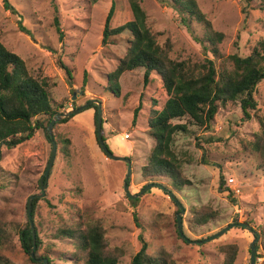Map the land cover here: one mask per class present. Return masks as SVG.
Here are the masks:
<instances>
[{"label":"rangeland","instance_id":"374dc122","mask_svg":"<svg viewBox=\"0 0 264 264\" xmlns=\"http://www.w3.org/2000/svg\"><path fill=\"white\" fill-rule=\"evenodd\" d=\"M138 1L148 16L149 28L161 45H171V55L178 61L200 64L210 59L220 70L232 69L230 56H249L264 38V0L254 1L247 13L244 0H197L213 27L225 35L218 59L195 40V36L204 37V28L193 24L194 32H189L171 7L159 0ZM9 2L14 11L7 10L0 0L2 44L25 61L33 77L50 85L52 104L60 113L99 102L104 137L111 151L132 161V175L127 180V164L106 157L97 143L94 109H85L69 117L67 123L60 124L62 119L53 126L55 140L69 139L71 144L57 146L48 182H43L45 194L39 197L34 222L43 241L40 254H48L53 260L50 264H71L75 247L54 236L63 226L81 222L104 227L109 250L120 248L124 252L119 264H131L141 249V235L149 245L150 256L168 253L176 264H224L220 248L230 244L238 246L235 264H251V244L256 236L241 224L257 232V244L263 241L264 168L244 146L260 131L264 81L257 87L258 111L251 120L243 119L239 102L229 103L221 108L212 131L189 124L187 133L175 136L173 150L192 186L178 192L167 180L160 185L172 189L185 209L181 214L178 202L159 186L147 188L150 185L141 175L155 145L147 128L150 107L155 101L156 109L162 110L168 100L160 79L152 75L145 85L144 70L139 69L124 73L118 83L109 80L118 59L125 55L127 36L118 45L104 46V26L113 2L116 10L111 28L133 20L129 0ZM57 23L64 33L62 39ZM59 59L72 70L71 84L66 83L58 67ZM140 103L142 110L133 124L134 111ZM125 134L130 135L129 140L123 139ZM51 153L52 140L46 129L36 131L32 139L17 148L2 147L0 224L7 241L1 255L13 264H35L20 241V232L28 222L30 198L25 188H33L34 196L42 194L41 180ZM214 163L216 166H212ZM128 181L131 194L140 195L133 199L135 202H130L125 192ZM205 207L217 211L218 216L204 226L194 225L192 212ZM134 212L138 214V224ZM178 216L182 217L185 236L199 243L185 242L180 236ZM222 231L225 232L215 237ZM259 251L256 264L264 263V254Z\"/></svg>","mask_w":264,"mask_h":264},{"label":"trees","instance_id":"16d2710c","mask_svg":"<svg viewBox=\"0 0 264 264\" xmlns=\"http://www.w3.org/2000/svg\"><path fill=\"white\" fill-rule=\"evenodd\" d=\"M91 1L97 3L101 0ZM159 1L174 9L176 14L181 17V23L189 32H194L193 24L204 28V37L199 39L195 36V40L218 59L219 46L224 41L225 35L213 27L212 22L200 9L197 0ZM244 1L247 7L246 9L244 6V13H247L251 4L256 0ZM3 2L7 10L14 11L9 0H3ZM129 3L133 13L132 21L111 28L116 10L115 2H113L106 18L102 39L104 46L118 45L123 36H127L125 55L118 59L117 67L109 75V80L118 83L124 73L139 69L144 70L145 85L150 83L152 75H156L160 79L168 95V100L162 110L156 109L155 101L150 107L147 128L155 145L148 156L147 163L142 167L141 175L147 185L166 188L160 184L163 180H167L176 191L181 192L192 186V181L185 176L181 160L173 150L175 136L179 133H187L189 124L204 129L206 132L212 131L221 108L229 103L239 102L243 119H252L258 111L256 90L264 81V38L257 43V47L252 50L249 56H230L232 69L220 70L217 68L215 60L210 59H205V62L200 64L178 61L171 55V45H161L157 36L149 28L148 16L140 2L129 0ZM261 7L264 9V6ZM56 27L62 39L64 33L58 23ZM58 67L63 70L66 83L71 84L74 81L72 70L60 59ZM86 81V75H84V83ZM114 95L117 96L119 93ZM98 103L97 105L90 104L86 109L95 110L94 124L97 142ZM141 110L142 103L134 111L133 124H136ZM58 113L60 110L52 104L50 85L46 81L33 77L25 61L19 55L8 50L0 41V163L2 147L14 149L29 141L36 131L47 130L48 125ZM69 119H63L60 124L67 123ZM184 119H188L186 123H175V121L182 122ZM259 123L260 131L255 134L252 141L244 146V150L255 157L261 164V168H264V116L259 118ZM103 138L111 151L104 132ZM56 142L57 146L71 144L69 139L63 138ZM212 166H216V164L214 163ZM223 181L224 178L221 177L220 188L223 186ZM127 183L129 184L130 181ZM25 189L28 199L34 196L33 188ZM40 200L38 197L32 203L33 223ZM129 201L135 202L131 199ZM192 214V222L196 226H204L218 216L217 211L207 207L195 209ZM133 216L138 224V214L134 212ZM27 218V225L20 232L23 251L35 264H43L41 260L44 259L48 261V264L52 263L53 260L48 257V254H40L43 241L36 227V249L33 251V234L28 214ZM54 237L58 240L70 241L75 247V252L71 253L74 260L71 264H119V259L124 254L120 248L115 251L109 250L105 229L99 223L67 224L58 229ZM139 238L141 249L132 258L131 264H176L168 253L156 257L150 256L147 253L148 243L142 235ZM6 241L7 233L0 224V264H13L1 255ZM257 247L258 251L260 250L264 254V237ZM220 251L225 256L224 264H235L238 255L237 245L222 246ZM32 252H34V257H32Z\"/></svg>","mask_w":264,"mask_h":264},{"label":"water","instance_id":"95a60500","mask_svg":"<svg viewBox=\"0 0 264 264\" xmlns=\"http://www.w3.org/2000/svg\"><path fill=\"white\" fill-rule=\"evenodd\" d=\"M88 107H89V103L86 104L85 106H82L79 109H75V110L69 111L67 113H58L56 116H54V118L52 119V121L50 122V124L47 127V131H48L49 137L52 140V153H51V158H50L48 167H47V169L45 171L44 177L41 180L42 194L41 195L32 196L29 199L28 206H27V209H28V217H29V220H30V229H31L32 234H33V242H34L33 251H35V249H36V231H35L34 223L32 222V203H33V201L36 198L43 197L44 196V194H45V187H46V184H47L48 179H49V173H50L51 168L53 167V164H54V161H55V158H56L57 142L55 141V138H54L53 126L57 122L61 121L62 119L69 118L71 116H74V115H76L78 113L83 112ZM97 131H98L97 132V139H98V142L97 143L99 144V147L102 150V152L105 154V156L108 157V158H110V159H112V160H114V161H121V162H125L127 164V167H128L127 180H128L131 177V175H132V161L129 158L120 157V156H117V155L113 154V152H111L108 149L107 145L105 144L104 138H103V112H102V108L100 107L99 104H98ZM44 181H45L46 184H43ZM149 187H151V185L148 186L147 188H149ZM159 187L163 191L167 192L170 195V198L172 200L178 202L175 194L172 191H169L168 189H166V188H164L162 186H159ZM125 192H126L128 198L131 199V200L136 199V198H138L140 196V195H132L131 194V192H130V190L128 188V183L127 182L125 183ZM178 204L180 206L181 214H184L185 213L184 207L179 202H178ZM177 223H178V231H179V234L185 240V242H188V243H199V242L191 241L190 239H188L185 236L184 230H183V222H182V217L181 216H178L177 217ZM241 226L243 228H245V229H248L249 231H251L256 236V239L251 244V264H256V261H257L256 255H257V250H258L257 242L259 240V235L257 234V232L251 226H249L247 224H241ZM224 232L225 231L220 232L215 237H218L220 234H222ZM32 257H34V252H32ZM41 261L43 262V264H48V261L46 259L41 260Z\"/></svg>","mask_w":264,"mask_h":264},{"label":"built area","instance_id":"2783aa9c","mask_svg":"<svg viewBox=\"0 0 264 264\" xmlns=\"http://www.w3.org/2000/svg\"><path fill=\"white\" fill-rule=\"evenodd\" d=\"M130 135H128V134H125L124 136H123V139H125V140H129L130 138ZM238 192V191H237Z\"/></svg>","mask_w":264,"mask_h":264},{"label":"crops","instance_id":"0c3cea01","mask_svg":"<svg viewBox=\"0 0 264 264\" xmlns=\"http://www.w3.org/2000/svg\"><path fill=\"white\" fill-rule=\"evenodd\" d=\"M121 152H124V151H121Z\"/></svg>","mask_w":264,"mask_h":264},{"label":"clouds","instance_id":"9594fccd","mask_svg":"<svg viewBox=\"0 0 264 264\" xmlns=\"http://www.w3.org/2000/svg\"><path fill=\"white\" fill-rule=\"evenodd\" d=\"M256 259H257V257H256Z\"/></svg>","mask_w":264,"mask_h":264}]
</instances>
